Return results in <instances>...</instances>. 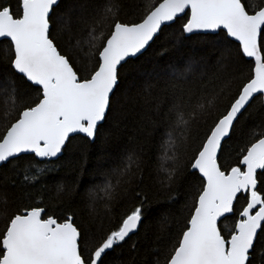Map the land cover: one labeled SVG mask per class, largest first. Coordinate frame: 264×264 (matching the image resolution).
I'll return each mask as SVG.
<instances>
[{"label":"snow or ice","instance_id":"obj_1","mask_svg":"<svg viewBox=\"0 0 264 264\" xmlns=\"http://www.w3.org/2000/svg\"><path fill=\"white\" fill-rule=\"evenodd\" d=\"M56 7L58 0H18L19 11L0 5V38L8 42L4 54L10 60L9 70L36 86L38 93L32 105L16 113L17 89L9 78L0 108L7 121L0 134V165L17 164L25 154L51 161L73 134L94 141L109 117L122 68L159 39L164 28L182 21V34L222 31L238 42L240 54L250 64L249 74L234 94L227 84L210 93L179 83L168 85L173 102L161 157V170L167 175L161 182L171 186L181 155L191 148L189 166L202 177V187L175 242L166 250L156 249V264H264V122L237 146L236 166L221 163L240 118L257 102L264 103V6L249 11L242 0H145L140 19L126 21L120 19L119 0H102L93 11L86 37L76 41L87 59L83 67L81 58L71 59L54 40ZM192 71L188 65L166 75L181 81ZM221 104L224 110L195 143L193 129L208 123ZM14 113V121L8 120ZM168 162L171 166L165 167ZM134 164L129 155L122 169L105 174L103 186L90 194L93 207L99 198L111 212L119 191L128 190L131 180L125 177ZM44 170L38 163L29 164L23 180L35 184ZM134 196L136 203L115 228L100 235L83 231L72 215L48 214L41 204L12 211L6 198L0 197V217L5 221L0 264H105L109 253L131 241L142 227L148 196L143 190H136ZM221 218H235L229 236L218 227ZM166 225L167 217L160 226ZM131 247L136 249V243Z\"/></svg>","mask_w":264,"mask_h":264},{"label":"trees","instance_id":"obj_2","mask_svg":"<svg viewBox=\"0 0 264 264\" xmlns=\"http://www.w3.org/2000/svg\"><path fill=\"white\" fill-rule=\"evenodd\" d=\"M102 0H60L53 19L55 42L71 59L81 58L80 67L87 63L86 57L76 47V41L86 37L94 9ZM145 0H119L122 6L121 20L137 21L145 11ZM159 0H156L158 3ZM251 11L264 6V0H242ZM0 5H11L19 11L18 0H0ZM173 23L149 49L139 57L130 59L121 70L119 90L114 98L108 119L94 141L85 135H76L66 144L62 156L53 161H39L33 155H25L17 164L6 163L0 167V197L6 198L12 211L25 205L41 204L48 214L58 217L72 215L83 231L100 235L112 230L120 218L135 203L134 192L143 190L148 196L144 208L142 227L124 243L109 253L105 264H156V249L170 248L184 228L192 213L196 196L202 187V177L190 168L193 152L188 149L179 161L178 172L170 187L162 184L167 173L161 170L163 142L167 139L168 111L173 102V90L168 86L179 83L184 88L212 92L227 84L234 94L247 78L250 64L239 52L238 43L218 34L181 33V24ZM8 42L0 43V108L7 96L9 78L15 81L17 102L20 108L32 105L37 99L36 86L31 85L9 70L10 60L4 54ZM191 65L188 78L171 81L166 73L173 68L183 69ZM231 97H229L230 99ZM226 103V102H225ZM221 104L208 123L193 129L195 143L203 137L208 126L224 110ZM16 113L8 117L14 121ZM6 120L0 111V134ZM264 122V103H259L240 118L235 135L228 140L222 165L236 166V148L243 143L249 132ZM259 131V129H257ZM129 155L136 160L126 179L127 192L119 191L110 213L97 199L93 207L90 194L97 186H103L105 174L122 169ZM39 164L45 170L35 184L25 182L22 173L29 164ZM170 167L171 162L164 165ZM115 184V177L112 179ZM123 187V185H122ZM63 189L58 194V189ZM103 196L102 192L98 194ZM243 203V202H241ZM167 217L162 229L161 221ZM5 226L0 217V232ZM235 218L220 222L225 236L234 229ZM136 243V249L131 243Z\"/></svg>","mask_w":264,"mask_h":264},{"label":"water","instance_id":"obj_3","mask_svg":"<svg viewBox=\"0 0 264 264\" xmlns=\"http://www.w3.org/2000/svg\"><path fill=\"white\" fill-rule=\"evenodd\" d=\"M60 3V0H58V4ZM220 31H218V32H212V31H200V32H195V33H192V34H187V36H191V35H196V34H206V33H210V34H218ZM3 40H5V38H0V41H3ZM238 43V42H237ZM151 45V44H150ZM150 47V46H149ZM149 47H147L146 49H144L143 50V52L141 53V54H138V56L137 57H139L140 55H142V54H144L148 49H149ZM137 57H135V58H137ZM135 58H131V59H135ZM76 135H84V134H82V133H78V134H73V137L74 136H76ZM71 138V137H70ZM227 139V138H226ZM66 146V145H65ZM62 154H63V151H62V153L58 156V157H56V158H52V160L51 161H53V160H56V159H58L60 156H62ZM25 155H32V154H25ZM38 159V158H37ZM2 165H0V167H1ZM225 218H221V221L222 220H224ZM219 224H220V222H218V227H219Z\"/></svg>","mask_w":264,"mask_h":264}]
</instances>
